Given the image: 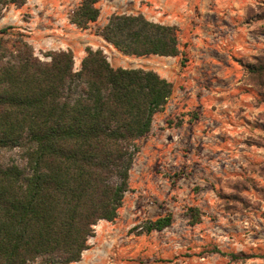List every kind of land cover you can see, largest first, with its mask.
<instances>
[{"label":"rangeland","instance_id":"374dc122","mask_svg":"<svg viewBox=\"0 0 264 264\" xmlns=\"http://www.w3.org/2000/svg\"><path fill=\"white\" fill-rule=\"evenodd\" d=\"M81 1L8 7L0 30L15 28L41 59L70 50L75 70L87 47L102 49L114 68L153 70L173 84V93L151 133L139 140L117 220L99 221L89 249L73 264H264V103L242 67L264 53V0H234L222 8L221 29L198 30L201 15L192 11L179 33L183 65L182 56H123L97 35L112 14H133V0H98L99 17L87 29L68 21ZM139 1L135 14L163 23L162 11L175 0L156 7ZM250 16L262 19L244 28ZM0 159L21 160L17 149L1 151ZM168 213L169 228L141 230Z\"/></svg>","mask_w":264,"mask_h":264},{"label":"trees","instance_id":"16d2710c","mask_svg":"<svg viewBox=\"0 0 264 264\" xmlns=\"http://www.w3.org/2000/svg\"><path fill=\"white\" fill-rule=\"evenodd\" d=\"M26 3L0 0V17ZM97 3L82 0L69 23L87 29L99 17ZM179 33L142 14H112L97 35L123 56H182L183 65ZM0 35V152L17 149L21 159H0V264H73L97 223L117 220L139 140L173 84L153 70L114 68L102 49L87 47L75 70L70 50L41 59L15 28ZM242 67L264 103V53ZM172 222L168 213L141 230L161 232Z\"/></svg>","mask_w":264,"mask_h":264},{"label":"crops","instance_id":"0c3cea01","mask_svg":"<svg viewBox=\"0 0 264 264\" xmlns=\"http://www.w3.org/2000/svg\"><path fill=\"white\" fill-rule=\"evenodd\" d=\"M133 1H134L133 8L134 10H136L135 12H133V14H135L138 12L137 8H142V7L136 8L137 4L141 5V1L139 0H133ZM167 1L168 0H166L165 2L166 4L164 6L168 5ZM31 2L33 4V5L31 4L32 6L31 8H33L36 7L37 4L41 3L42 0H27L28 4H30ZM160 2L161 0H147L146 5L151 3V5L156 7ZM231 6H234V0H214L212 1V3H208L206 0H186V2H182V0H175L170 5L171 9L162 11L161 20L163 21L162 24L176 25L181 29L189 25V22L192 20L190 14L192 11L197 9L199 14L201 15L199 20H195V21H199L198 23H200V25L197 26L198 30L202 28L206 30L211 29L213 26H218V28L221 29L224 20L219 17L220 11L223 10L222 8L229 9ZM9 8H11V12H14L15 10H19L16 9L14 6H10ZM231 14L232 16L234 15L233 12ZM231 14L228 15V18ZM228 18L226 19L227 26H229L230 24ZM261 19L259 17L258 20H255L254 16L246 17L245 20L243 21V26L244 28L250 27L251 24H254V21L259 22L261 21ZM260 36H264V34L262 33ZM164 58H169V57H164Z\"/></svg>","mask_w":264,"mask_h":264}]
</instances>
